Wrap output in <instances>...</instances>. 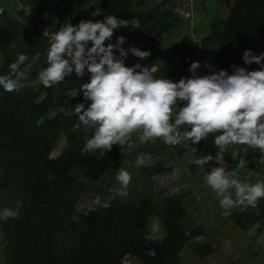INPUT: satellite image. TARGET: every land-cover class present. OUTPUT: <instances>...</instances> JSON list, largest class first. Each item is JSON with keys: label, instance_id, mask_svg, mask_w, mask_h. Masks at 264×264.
I'll use <instances>...</instances> for the list:
<instances>
[{"label": "rangeland", "instance_id": "obj_1", "mask_svg": "<svg viewBox=\"0 0 264 264\" xmlns=\"http://www.w3.org/2000/svg\"><path fill=\"white\" fill-rule=\"evenodd\" d=\"M20 1L35 8L41 17L38 21L25 17L11 3L0 8L7 10V16L20 25L15 32H0V75H9V65L18 59L9 57L5 71L1 70L6 66L3 54L9 47L29 50L23 53L28 59L19 65V71L27 77L26 82L22 81L25 87L6 92L0 86L2 138L7 131L10 135L17 125L40 126L44 121L76 115L74 107L77 103H85L87 107L80 86L89 82L90 75L77 77L73 72L52 87L43 86L38 79L41 68L47 67L49 42L30 45L26 39L32 34L27 25H34L38 31L41 27L52 31L57 26L56 19L46 15V10L54 0ZM196 1L131 0L133 11L146 13L157 9V13L162 14L170 10L175 15L179 14L177 16L181 20L174 19L175 25L164 34V42L151 50L149 57L140 59L129 53L126 66H133L139 61L142 66L156 71L166 63L165 53L175 55L199 43L218 15L227 20L236 0H217L210 4V11L206 10V3L202 4L200 0L196 4ZM97 2L80 0L75 9H70L66 16L58 19L62 23L69 19L78 23L81 20L96 22L99 13ZM135 25L137 30L143 28L139 23ZM128 26L114 30L111 41L105 43H115L117 37L124 36L125 49L132 46L144 51L147 40L129 37ZM223 26L221 23L220 27ZM116 55L119 53L116 52ZM214 55L215 50H212L194 57V62L198 61L201 65L197 70L199 75H206L208 67L205 64L210 65ZM47 103L49 108L40 115L38 109ZM178 109L177 103L174 112ZM174 118L173 115V123ZM185 127L188 126H181V130ZM42 132L45 133L44 130ZM140 134V130L131 133L122 146V156L109 163L103 171L78 165L58 179L53 173H45L39 184L32 177L20 179L19 174L23 170L16 163L18 150L0 146V211L15 209L16 202H22L18 218H0V264H17V259L21 264H144L120 248L129 235L133 213L141 211L145 204L156 211L147 221V227L151 229L154 222L160 226L157 237L164 247L158 250L160 254L175 252L178 248L182 264H264V198L259 200L256 209L249 207L241 212L237 207L225 216V210L204 180L206 170L210 171L212 167L225 163L226 171L235 169L241 156L249 163L246 170L237 173V178L249 184L264 181V164L260 163L259 150L246 145H231L223 160L213 159L200 168L192 161L208 154L215 157L218 149L214 146V139L207 140L201 149L191 147L190 140L173 145L164 144L156 138L141 144ZM67 147L68 137L63 125L47 153L48 158L62 156ZM234 153L239 154L236 159L232 157ZM142 154L148 158L137 164V158ZM121 168L131 174L129 193L126 197L110 199L111 206L104 208L96 203V197L99 196L102 201L110 198L109 189L116 184L115 176ZM174 197H178L183 205L184 215H180L179 208L175 207L178 204L171 202ZM238 219L246 225L245 228L239 225ZM7 230L17 238L16 241L7 235ZM181 243L183 245L179 248ZM196 249L204 253L210 249L211 253L202 257ZM158 258H154V264L160 263ZM163 263L166 261L163 260Z\"/></svg>", "mask_w": 264, "mask_h": 264}, {"label": "clouds", "instance_id": "obj_2", "mask_svg": "<svg viewBox=\"0 0 264 264\" xmlns=\"http://www.w3.org/2000/svg\"><path fill=\"white\" fill-rule=\"evenodd\" d=\"M136 23L134 20L130 23L119 19L116 15H105L102 21L81 20L74 26L70 21L61 24L56 18V25H59L56 30L49 32L45 28L43 32V36L49 38L47 67L41 68L38 73L43 86L52 87L73 72L77 77H82L85 70L90 74L89 82L80 86L85 102L90 103L87 107L85 103H77L74 107L80 122L75 127L83 124L94 128L82 153L100 150V157H103L105 151L112 150L113 145L123 146L130 134L137 130L141 133V144L159 138L164 144L190 140L194 145L209 137V134H216L213 142L218 149L217 155L198 156L192 161L195 165L204 168L213 159L223 160L224 153L231 145L258 149L260 163L264 164V53L256 55L250 49L243 53L244 63L257 64L259 67L256 70L249 71L233 65L231 74L220 70L208 75H196L201 66L197 61L190 65L191 78L172 82L156 78L154 68L139 63L126 66L129 53L144 59L151 55L150 51L132 46L125 49L124 36L117 37L115 43H105L111 41L114 30ZM16 55L17 61L9 65L10 74L0 75V86L6 92L25 87L21 81L27 77L19 71V65L28 57L20 52ZM205 67L210 68L211 65L205 64ZM177 102L182 106L174 112ZM183 125L188 127L182 131ZM237 156L239 154L234 153L232 157L236 159ZM147 158L142 154L136 163L142 164ZM248 163L240 156L233 170L226 171L225 163L206 170L204 180L218 198L225 216L237 207L241 212L249 207L256 209L259 200L264 198V181L249 184L237 178V173L246 170ZM115 181L116 184L109 189L110 198L102 201L97 196V204L109 208L110 199L128 195L131 174L121 168ZM21 203L17 201L15 209L0 211V218H18ZM159 227L154 222L144 239L147 242L155 241ZM147 254L156 256L151 249Z\"/></svg>", "mask_w": 264, "mask_h": 264}, {"label": "trees", "instance_id": "obj_3", "mask_svg": "<svg viewBox=\"0 0 264 264\" xmlns=\"http://www.w3.org/2000/svg\"><path fill=\"white\" fill-rule=\"evenodd\" d=\"M79 1L54 0L53 5L46 10V15L53 19L59 18L62 15L66 16L70 9L77 7ZM201 1L204 3L206 0ZM96 7L99 11L95 18L97 20L103 19L105 15H116L119 19L130 21V23L134 20L143 26V28L137 30L135 29V24H129L126 30L129 37H139L147 40L146 45L143 46L144 51H151L163 43L165 40L164 34L175 25L174 19L177 18L176 21L178 22L181 20L180 17L170 10H166L162 14H158L157 9H152L146 13L133 11L131 0H98ZM6 11L4 10L0 14V32H15L20 28L19 22L7 16L8 12ZM172 16L173 18L171 19ZM68 21L74 26L79 24L73 19H69ZM60 23L62 24V22ZM221 23L224 24L223 28L220 27ZM27 26L32 34V36L26 39L30 45L35 42L48 43L47 39L42 36L41 32L34 25ZM58 26L54 27L52 31H55ZM248 49L252 50L256 55L264 53V0H236L227 20L218 15L216 22L211 25L209 34L199 43L189 48H184L175 55L165 53L166 63L154 71L153 75L156 78L169 79L172 82L178 78H191L192 73L189 71L191 63L185 61L186 56L196 54L202 56L212 50H215V55L210 64L211 67L205 71L206 75L219 72L220 70H225L231 74L233 65L244 67L249 71L256 70L259 67L257 64L248 65L243 61V53ZM25 51L29 50L9 47L3 54L6 66L1 70L5 71V68L9 64V57H17L16 54L18 52L24 53ZM177 103L179 107L182 106L180 102ZM49 106L50 104L47 103L41 109H38L39 114L43 115ZM79 123L76 114L64 119L44 121L40 126H36L35 124L17 125L10 135L9 131H7L3 135V138L0 136V146L18 150L19 158H17L16 163L23 170V173L19 174L20 179L32 177L35 179V183L38 184L45 173H53V176L58 179L66 176L72 168L78 165L93 171H103L109 163L122 156V146L119 145H113L112 150L110 152L105 151L103 157H100V150L93 153H82L81 150L84 148L86 140L93 135L94 128L84 126L83 124H80L78 128L75 127ZM63 125L68 137V147L62 156L49 159L47 153L52 143L57 139ZM12 126L10 127L11 129ZM43 130L45 133L42 132ZM48 133L51 136L47 137ZM214 135L216 134H210L209 137L203 139L199 144L193 145L191 142L190 146L202 149L207 140L214 139ZM172 199L171 202L178 204L175 207L179 208L180 215H184L185 209L180 203L179 198L174 197ZM155 212L153 207L145 204L141 211L133 213L129 235L121 245V251L135 256L144 264H154L153 260L155 257H160L158 258V262L160 263L156 262L155 264H164L163 260L166 261L165 264H182L177 254L178 248L175 252L160 254V247L164 248L163 242H160L158 238L152 242H147L144 239L145 235L150 232V229L147 227V221ZM252 222L250 221V223ZM238 223L241 227H246L239 219ZM6 233L13 241H16L17 238L13 237L10 230H7ZM182 245L183 243H181L179 248ZM149 249H157L155 257L147 254ZM196 252L198 255L205 257L211 253V250L209 249L204 253L196 249ZM16 263L21 264L18 259Z\"/></svg>", "mask_w": 264, "mask_h": 264}, {"label": "built area", "instance_id": "obj_4", "mask_svg": "<svg viewBox=\"0 0 264 264\" xmlns=\"http://www.w3.org/2000/svg\"><path fill=\"white\" fill-rule=\"evenodd\" d=\"M9 3H11L12 5H14L15 8H16V10L18 12L22 13L23 16H25V17H31V18H33L36 21H38L40 19V17H41V15H39V12L35 8H33L31 5H29L27 3L21 2L20 0H0V8H2V6H4V5L5 6L6 5H10ZM44 30H45V28L44 29H42V27L40 28V32H42V34H43ZM49 32H52V31L49 30ZM45 38L49 42V38L48 37H45ZM196 55H193V56L188 55V56H186L185 61L187 63H189L191 61L194 62V57ZM136 63H139L140 64L139 61H136ZM84 75L89 76L90 74L87 72V70H85ZM196 75H199V74L196 73ZM178 144H181V142L180 143L173 144V145H178Z\"/></svg>", "mask_w": 264, "mask_h": 264}, {"label": "crops", "instance_id": "obj_5", "mask_svg": "<svg viewBox=\"0 0 264 264\" xmlns=\"http://www.w3.org/2000/svg\"><path fill=\"white\" fill-rule=\"evenodd\" d=\"M199 2H200V0L198 1H196V4H199ZM213 2H217V0H206L204 3H206V10L207 11H210V4H212ZM203 2H202V4H204ZM177 15H179V14H177ZM180 16V15H179ZM211 31V29H209L208 28V30H206V33L205 34H203L202 36L203 37H201V39H200V41L205 37V36H207L208 34H209V32ZM180 78H178V80H179ZM176 80V79H175Z\"/></svg>", "mask_w": 264, "mask_h": 264}]
</instances>
